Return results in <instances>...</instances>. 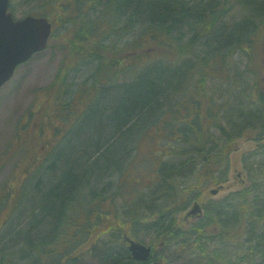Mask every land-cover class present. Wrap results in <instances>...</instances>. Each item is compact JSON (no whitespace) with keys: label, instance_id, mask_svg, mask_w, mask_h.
Masks as SVG:
<instances>
[{"label":"trees","instance_id":"obj_1","mask_svg":"<svg viewBox=\"0 0 264 264\" xmlns=\"http://www.w3.org/2000/svg\"><path fill=\"white\" fill-rule=\"evenodd\" d=\"M43 1L39 9L28 14L53 21L51 42L56 37V28L66 27L61 48L67 51L66 57L81 64L96 62L97 66L92 75L94 83L79 85L74 96L68 98L69 70L63 65L53 84L45 90L47 99L38 112H29L28 119H39L41 114L44 118L46 111L47 115L53 113L46 120L58 115L61 123L56 126V135H59L61 127L68 128L71 124L73 129L78 125L87 109L78 114L77 102L88 96L90 107L95 105L90 108L89 116L84 117L88 119L96 114L98 128L87 133L85 144L76 152L78 157L68 165L67 156L63 165L60 158L67 144L64 148L57 146L46 159L38 155L36 160L42 161L37 169L43 172L37 196L42 202L32 204L31 214L25 216L22 227L10 229L9 239L19 247L22 245L20 251L33 252L41 258L63 247L62 257L49 258L52 264H63L66 259L69 263L87 248L96 255L95 250L104 246L107 247L101 249L100 257L104 264H145L135 261L127 246L108 247L113 241L104 242L101 237L93 236L97 220L109 218L116 223L115 218L103 214L107 211L103 207L104 197L101 199L96 191L93 205L87 204L85 197L81 200L84 189L106 180L107 170L112 175H121V185H126L129 173H138V178L140 173H145L156 176L150 186H144L143 190L148 189L149 193L144 194L139 183L133 196L129 193L127 203L137 209L135 215L146 221L143 230L152 232L160 246L183 252L198 251L206 258L204 264H214L224 249L232 247L237 263L259 264L257 260L263 263L264 91L258 80L246 79L242 82L244 86H234L231 71L222 76V84L228 85L230 92L219 96L220 100L215 95L207 98L200 84L217 72L215 65H208L214 60L213 54L227 70L230 58L242 55L245 50L249 52L257 41L264 39V0ZM229 17L231 21L227 22ZM181 31L183 36L177 34ZM261 45L264 48V40ZM196 68L197 78L199 75L201 78L195 82L192 75ZM250 68L257 70H246L249 74L263 72L260 64ZM100 88L104 93L122 90L123 98L96 102L94 94ZM78 91L81 92L77 95ZM52 105H57V113ZM36 124L40 126L38 131L46 132V124L38 120ZM23 131L26 137L19 134L4 156L11 153V160L16 154L22 155L23 160L27 157L37 132ZM144 136L150 141L151 149L141 152ZM245 136L256 143L255 150L242 157L245 186L222 198L200 201L205 190L222 189L229 181L230 157ZM134 150L135 155L123 170L125 158ZM38 160L29 166L27 174L37 166ZM52 173L56 178L52 179ZM62 173L67 174L59 177ZM10 192L12 189L8 191V186L4 187L0 211L6 205L9 209L14 205L19 212L20 204L9 201ZM48 199H52V206H48ZM196 202L201 205L203 216L187 225L185 213ZM77 205L80 208L76 211ZM81 210L88 217L85 223L79 219ZM93 215L102 218L96 220ZM54 229L57 236L48 243L49 250L41 248ZM75 244L80 245L70 255L69 250ZM10 249L0 245L4 264H13L16 252H9ZM152 259L163 260L154 249Z\"/></svg>","mask_w":264,"mask_h":264},{"label":"rangeland","instance_id":"obj_2","mask_svg":"<svg viewBox=\"0 0 264 264\" xmlns=\"http://www.w3.org/2000/svg\"><path fill=\"white\" fill-rule=\"evenodd\" d=\"M44 2L45 1L43 0L34 2L29 0H14L12 1L13 8L11 7V10L17 18H23L29 15L28 13H33L37 10V8L39 9ZM52 4L53 2L47 8L48 10L51 8ZM226 21L230 22L231 17H229V19H226ZM56 29H58L55 33L56 37L51 42L49 48L41 53L36 54L30 61L19 67L14 78L0 90V157L2 158V161L0 162V202L3 200V189L4 187L8 186V191L9 189H12V193L10 192L9 201L12 203L14 202L20 204V206H18L19 212H17L14 205L10 209L7 208L6 205L0 211V245L5 244L6 250H8V248H11L9 252H16L12 259L13 264H52L50 262L51 259H49L51 256L53 257L54 255H57L62 257L61 255L62 253H64L62 247V249H57L54 254H49L41 258L34 255L33 252L20 251L19 248H21L22 245H20L19 247L18 244H15L14 242H12V240L9 239L8 235L10 233V229L13 227L16 228L18 226L22 227V221L25 219V216H29L31 214L30 208L32 204L42 202V200H39V197L37 196L39 177L41 175V172H43H39L40 169L37 168H40V163L42 160L37 159V166H35L34 169L30 168L31 171L29 170L28 174L27 169L37 161L36 158L39 154L41 159H46L48 155L56 149L57 146L58 148H64L66 144L67 146L63 150L64 152L60 154V158L62 159L63 165L64 160L67 156V165L70 164L71 160L73 161L76 159V156L78 157V153L76 152H78L79 148L85 144L87 140V133L91 131L95 132L96 128H98L96 124V114H93L92 117H89L88 119L84 117L86 115L89 116L90 108L92 109L95 105L94 104L90 107V97L88 96H86V98L80 99L77 102V105L79 107L76 108L78 110V114L81 115L87 109L86 112L80 117L78 125H74L73 129H71V124H69L68 128H66L65 126L61 127V132L59 135H56V126L60 125L61 123V121L58 119V115H54L51 119L46 120L47 116L51 117L53 115V113L52 115H47L46 111V113H44V116L46 117L44 118L41 114V117L39 119L38 117H35V119L33 120L28 119L29 112L36 110L38 112L40 107L47 99L45 90L53 84L57 72L63 65L67 70H69V72H67L69 74V80H67V85L69 87V94L67 95L68 98H72L74 96L79 85L84 84L85 82H88L89 85L94 83L92 75L94 74V70L97 66L96 62H92L90 64H81L80 62L77 63L74 62V60H69V58L66 57L67 51H65V49H61L62 44L65 42L64 34L66 33L67 28L64 27ZM185 32L186 30L184 31V33ZM184 33L183 31L177 32L178 35L180 34L179 36H183ZM263 40L261 39L257 41V43L254 45V47L251 48L249 52H246L245 50V53H242V55L236 54L232 58H230V65L227 70L223 69V66L220 64V60L215 59V54L211 56L214 58V60L209 61L208 65H210L211 67H214L215 65V67H217V72L215 73V75H210L207 80L202 81L200 84L202 92L206 93L207 98L209 97V95H215L216 98L220 100L219 96L224 97L228 92H230L228 90L229 86L226 84H222V76H224L228 71H231V84H233L234 86H244L242 82L246 79L253 81L258 80L262 90L264 91V48L261 45L263 43ZM200 54L206 55L202 53ZM170 57L172 56L170 55ZM182 60L180 61V64ZM256 64H260L263 68L262 74L253 75L246 72V70L255 69L250 67H254ZM132 76L133 75H131L130 77ZM192 77L194 78L195 82L198 81V78H201L200 75L197 78V68L194 70ZM233 85L230 86V88L233 87ZM104 91L105 90L103 88H100L97 93L94 94V99L96 102L101 100L102 102L108 103L112 102L113 100H120V98H123L122 90H112L109 93H104ZM80 92L81 91H78L77 95ZM103 94L105 95V97L103 96ZM52 107L57 113V105H52ZM36 119L46 124L47 128L45 133L43 131L42 133L38 131L40 129V126L36 124ZM94 121L95 123H92ZM25 129H33L37 132L35 133L36 137H32L31 149L27 157L23 160L24 157L22 155L16 154L14 157H12L11 160L9 159L11 153L4 156V154L6 153L5 151H7L9 147L15 144L17 138L19 137V134L26 137V134L23 135V130ZM29 134L30 133H27V135ZM67 138H69V142L64 140ZM255 148L256 143L250 136L241 138L238 141V150L230 157L229 181L224 184L223 189L215 196L210 194L211 189L215 187L205 190L200 201L204 202V200L208 201L210 199L222 198L228 195L230 192L243 188L246 184V180H244L245 177L243 172L242 157L245 154L254 151ZM150 149V141L146 139L145 136L141 137L139 151H148ZM45 151L47 153H45ZM72 154H74L73 157H69ZM132 155H135V150L133 153H128L127 158H125V165L123 167V170L126 168L127 162L132 159ZM258 159L259 158L257 157V161ZM57 165H60V162L57 163ZM152 168L156 167L153 166ZM66 174L67 173H62L59 175V177L61 175L66 176ZM52 175L53 173L51 174V176ZM55 175L56 174L53 175L52 179L56 178L54 177ZM137 175L138 173H129L127 176L126 185H121V175L118 173L112 175L111 172L107 170L104 175V178H107L102 184L98 186H96L95 184L91 187V189H87L85 187L87 186V184L82 186V189H86H84L83 191L81 200L85 197L84 199L88 202L87 204L93 205L95 200L93 202L92 199H94V197L98 195L93 194L97 191L98 193H100L101 199L104 197L103 201L105 202L103 207L107 209V211L103 213L104 216L115 218L114 220L116 222H111V219L109 218L98 221L97 218H102V216L100 217L98 215H93L92 217L97 220V223L93 230V236L95 235V238L101 237L100 239L104 242L113 241L112 243L107 244L108 247L110 245H114L117 247L124 245L126 246V242L123 239V236H126L132 240L140 241L146 246H151L158 253L159 257L163 259L160 264H204L206 258H202L198 251H193V249H190L189 251L183 252L182 249L178 251L174 248H165L163 245H159L158 240L152 232H146L143 230V225L146 224V221L141 220L140 216L138 218V215H135L137 209H132L131 204H128L127 200L138 187L139 183H141V187L143 186L141 188L143 190L144 186H150L156 180V176H146L145 173H140V178H138L136 177ZM49 179L51 178H48V180ZM85 179L86 178H84L83 180L85 181ZM75 181L72 182V185H74ZM119 184L121 185L120 189L118 187ZM13 185H16L17 187ZM15 188H18V190H15ZM143 193H149L148 189L143 190ZM112 197L114 198L112 199ZM51 200L52 199L47 200L48 206H52V203H50ZM78 205L74 207V210H79L80 207ZM99 208H97V211H100ZM13 212L15 213L12 218H10ZM71 212H73V209H71L70 213ZM80 213L81 214L79 215V219L81 221H84L85 223V219H87L88 217L85 218V214L82 212V210L80 211ZM37 233H34V235H36ZM100 233L105 234L100 235ZM96 234L98 236H96ZM119 235L121 236L118 237ZM56 236L57 229H54V232L50 235V237L43 241L44 244L41 246V248L49 250L50 246L48 243L55 239ZM4 241H8L7 244L4 243ZM79 241H82L81 237H79ZM114 241H116V243ZM79 245L80 244H75L73 246L74 248L72 247V249L69 250V254L74 255L76 252V246ZM105 247L107 246H104V248ZM99 248L100 249L98 250L96 249L97 251L95 250L96 255H93V253H89V248H87L86 250L84 249V251H82V249V252L76 254L77 258H73L69 263V259H66L63 264H70L71 262L72 264L75 262H77L75 264H104L100 261V257L101 249H105L102 247ZM234 251L235 249L232 247L224 249L223 253L219 257H217L216 260H214V264H242L237 263V258H234ZM29 255L31 256L30 259L29 257H25ZM151 261L156 262L153 261L152 257ZM257 262L259 264H264V262L262 263L259 260H257ZM0 264H4L3 259L1 258Z\"/></svg>","mask_w":264,"mask_h":264},{"label":"water","instance_id":"obj_3","mask_svg":"<svg viewBox=\"0 0 264 264\" xmlns=\"http://www.w3.org/2000/svg\"><path fill=\"white\" fill-rule=\"evenodd\" d=\"M10 1L0 0V89L14 77L19 66L48 48L53 27L45 17L15 19L9 12ZM218 192L219 189H216L211 193L216 195ZM202 216L201 207L195 203L185 214V220L190 222ZM129 250L134 259L140 262L147 261L152 254L151 247L134 240H129Z\"/></svg>","mask_w":264,"mask_h":264}]
</instances>
